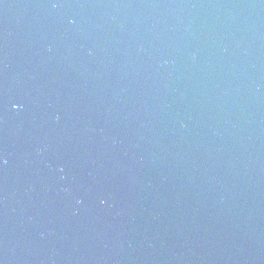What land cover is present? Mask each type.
Here are the masks:
<instances>
[{
	"label": "water",
	"instance_id": "1",
	"mask_svg": "<svg viewBox=\"0 0 264 264\" xmlns=\"http://www.w3.org/2000/svg\"><path fill=\"white\" fill-rule=\"evenodd\" d=\"M0 264H264V0H0Z\"/></svg>",
	"mask_w": 264,
	"mask_h": 264
},
{
	"label": "clouds",
	"instance_id": "2",
	"mask_svg": "<svg viewBox=\"0 0 264 264\" xmlns=\"http://www.w3.org/2000/svg\"><path fill=\"white\" fill-rule=\"evenodd\" d=\"M53 7H55V5H53ZM13 107L15 108V105H13ZM77 203H79V201H77ZM101 203H103V201H101Z\"/></svg>",
	"mask_w": 264,
	"mask_h": 264
}]
</instances>
